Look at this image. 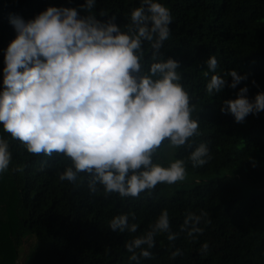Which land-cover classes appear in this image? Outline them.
I'll return each mask as SVG.
<instances>
[{
	"label": "trees",
	"instance_id": "trees-1",
	"mask_svg": "<svg viewBox=\"0 0 264 264\" xmlns=\"http://www.w3.org/2000/svg\"><path fill=\"white\" fill-rule=\"evenodd\" d=\"M156 2L172 17L169 39L160 49L162 58L179 62L180 83L200 125L198 135L173 151L193 180L174 189L157 184L138 197L106 194L99 184L93 193L87 174L80 173L75 183L59 179L71 166L68 157L29 153L0 125V138L8 141L11 153L9 167L0 172V264H19L27 235L36 245L24 264H264V111L249 114L242 123L221 111L223 101L235 99L241 87H247L250 101L264 92V0ZM83 4L84 0H0V90L4 52L16 36L9 17L27 21L49 6L79 10ZM141 4L142 0H96L92 14L100 20L114 17L125 30L131 11ZM87 14L81 10V15ZM143 47L149 49L144 57L148 61L150 45L145 42ZM210 56L218 61L215 73L207 67ZM230 70L246 77L236 88L227 86ZM213 74L223 76L226 85L209 94L206 84ZM200 144L208 148L206 163L194 167L189 156ZM167 145L165 141L153 155V163L160 165ZM164 210L176 238L169 241L167 233L156 234L151 258L131 261L126 244L148 232ZM190 212L201 216L197 226L202 231L194 237L187 235L184 225ZM121 214L138 225L135 233L109 228L110 220ZM176 250L180 255L173 258Z\"/></svg>",
	"mask_w": 264,
	"mask_h": 264
},
{
	"label": "clouds",
	"instance_id": "clouds-1",
	"mask_svg": "<svg viewBox=\"0 0 264 264\" xmlns=\"http://www.w3.org/2000/svg\"><path fill=\"white\" fill-rule=\"evenodd\" d=\"M95 3L84 0L79 10L49 6L27 21L9 17L16 36L4 52L0 125L29 153L68 157L71 166L59 174L61 181L75 183L84 173L93 193L99 184L106 194L138 197L157 184L185 179L183 160L164 167L153 163V155L165 141L172 148L184 146L199 134L200 125L180 83L179 62L162 58L160 51L170 35L169 9L156 0H142L131 11V23L121 30L114 17L100 20L92 14ZM81 10L88 14L81 15ZM145 42L151 51L148 61ZM206 63L215 73L216 57L210 56ZM227 76L231 88L246 79L235 70ZM225 85L223 76L213 74L206 91L219 93ZM247 91L241 87L236 98L223 101L221 107L237 123L264 111V92L250 101ZM207 155V146L200 144L189 160L194 167L202 166ZM10 161L8 141L0 138V172ZM200 220V215L187 214L184 225L189 237L202 231L197 226ZM109 228L135 233L138 225L121 214L110 220ZM158 233H167L169 241L176 238L167 210L148 232L126 244L130 260L151 258ZM207 248L204 243L202 250ZM177 255L179 250L172 253L173 258Z\"/></svg>",
	"mask_w": 264,
	"mask_h": 264
},
{
	"label": "rangeland",
	"instance_id": "rangeland-1",
	"mask_svg": "<svg viewBox=\"0 0 264 264\" xmlns=\"http://www.w3.org/2000/svg\"><path fill=\"white\" fill-rule=\"evenodd\" d=\"M173 151H174V148L170 147L168 144L166 146V148L164 149L162 155L160 156V159H161L160 165L161 166L167 167V166H169V164L171 162L175 161V159L173 157ZM193 178H194V175L191 174L190 172L186 171L185 179L183 181H179V182H176L174 184H170L173 186L171 188L174 189L177 187H182L183 185L190 183L193 180ZM35 245H36V240L33 236L27 235L24 237L23 243L20 246V250H19L18 258H17V262L19 264H24L27 262L26 259L28 258V256H30L32 254V251H33Z\"/></svg>",
	"mask_w": 264,
	"mask_h": 264
}]
</instances>
